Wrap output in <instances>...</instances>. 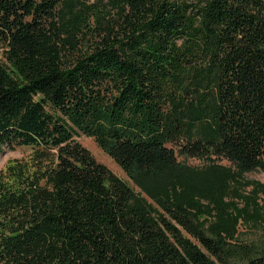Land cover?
Returning <instances> with one entry per match:
<instances>
[{
  "label": "trees",
  "instance_id": "16d2710c",
  "mask_svg": "<svg viewBox=\"0 0 264 264\" xmlns=\"http://www.w3.org/2000/svg\"><path fill=\"white\" fill-rule=\"evenodd\" d=\"M0 49V154L34 149L0 180V264H264L238 237L264 211L221 213L264 171V0H0ZM81 134L150 194L176 180L162 212ZM187 158L222 180L189 183ZM199 199L228 222L207 231Z\"/></svg>",
  "mask_w": 264,
  "mask_h": 264
},
{
  "label": "rangeland",
  "instance_id": "374dc122",
  "mask_svg": "<svg viewBox=\"0 0 264 264\" xmlns=\"http://www.w3.org/2000/svg\"><path fill=\"white\" fill-rule=\"evenodd\" d=\"M86 1L89 3L97 2L101 4L104 3L106 0ZM0 64L7 65L5 52L3 49H0ZM76 139L91 151L97 161L105 164L116 175H118L124 181L129 183V185L134 189L136 195H138V197L140 198L145 199L150 204V206H152V208H154L156 211L158 210L162 212L159 201L160 196H157L158 194L166 192L167 195L169 194V198H173L175 194V192L173 191L175 188L173 184L177 182L176 180L170 181L167 178H155L148 180V187L152 188V190L156 189L157 191V193L155 192L153 194H150L146 191L144 187L137 185L135 181L130 179L126 172L116 163V161L97 144L94 138L81 134L77 136ZM33 151L34 149L29 146H18L13 150L6 148L0 154V180L3 179L4 182H8V166L16 164L18 162L17 160L24 161V163H26V160H29L33 155ZM181 160L183 159L181 158ZM183 164H185V166L189 168L187 169V172L189 174H186L185 177L189 180H199L198 182H189L193 185H200L199 182L203 183L207 181L212 183L215 180L218 181V179L222 180V176H220L218 170L216 172L212 171V163L209 161L201 160L198 158H187L183 161ZM215 164L218 167L230 166V163L226 160L218 161ZM193 171L195 172V174L192 173ZM168 175L175 177V174L173 173ZM145 182H147V180H145ZM229 184H231L238 191L241 190L242 195H240L239 197H234L233 192H231L229 196H227L226 193H223V196H225V201L229 203V208H226L227 210L225 211L221 210V213L226 212L228 214L236 215L235 210L237 211L241 208L250 209L249 214L253 209H255L256 211L258 210V212L260 210L264 211V193L261 191L262 188L260 187L262 185L264 187V171L254 170L248 172L243 177H237L234 180L231 179L229 181ZM177 190L179 192L181 191L179 189ZM251 192L255 193V196L257 198V204L260 206L259 208L255 205L256 203H253L251 206H248L246 208L247 203H245L244 199L245 197L251 196L249 195ZM198 202L201 208V219L203 222H205L204 225L207 231H210L212 227L216 228V226L226 223L227 220L218 215L219 212L216 211L214 205L211 202L205 199H199ZM230 203L232 204V206L230 205ZM256 219H258V217L251 220H247L248 222L240 220L238 237L240 240H242V242L251 243L253 247L256 248L258 251L264 252V221H259ZM227 264H247V262L238 254L234 253L229 257Z\"/></svg>",
  "mask_w": 264,
  "mask_h": 264
}]
</instances>
